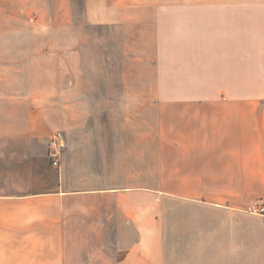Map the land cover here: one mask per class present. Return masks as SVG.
Instances as JSON below:
<instances>
[{
	"label": "crops",
	"instance_id": "obj_1",
	"mask_svg": "<svg viewBox=\"0 0 264 264\" xmlns=\"http://www.w3.org/2000/svg\"><path fill=\"white\" fill-rule=\"evenodd\" d=\"M254 203L264 0H0V264H264Z\"/></svg>",
	"mask_w": 264,
	"mask_h": 264
},
{
	"label": "rangeland",
	"instance_id": "obj_2",
	"mask_svg": "<svg viewBox=\"0 0 264 264\" xmlns=\"http://www.w3.org/2000/svg\"><path fill=\"white\" fill-rule=\"evenodd\" d=\"M78 14L80 15V11L78 12ZM81 17V16H80ZM81 19V18H80ZM85 31L87 32H93V29L91 27H85ZM87 62L89 65H91V67L95 66V67H102V66H107V59L106 58H102L103 53H107V43H99V44H95L93 42H89L87 43ZM52 47L54 49H58L59 47V42H53ZM56 77V76H55ZM58 77V76H57ZM93 76L90 75L89 78L91 79ZM96 78H99L98 76H96Z\"/></svg>",
	"mask_w": 264,
	"mask_h": 264
},
{
	"label": "built area",
	"instance_id": "obj_3",
	"mask_svg": "<svg viewBox=\"0 0 264 264\" xmlns=\"http://www.w3.org/2000/svg\"><path fill=\"white\" fill-rule=\"evenodd\" d=\"M50 147L53 150L51 153V159H52V165L53 166H58V153L55 150L56 145L54 140L50 142ZM246 212L251 214V215H257V216H262L264 217V204H250L246 208Z\"/></svg>",
	"mask_w": 264,
	"mask_h": 264
}]
</instances>
